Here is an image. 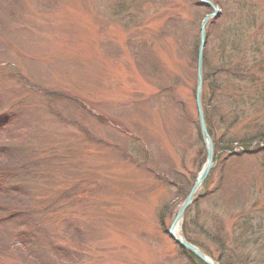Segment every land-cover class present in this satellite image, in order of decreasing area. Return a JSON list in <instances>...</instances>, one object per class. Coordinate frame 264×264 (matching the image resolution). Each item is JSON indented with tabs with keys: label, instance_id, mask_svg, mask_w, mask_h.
<instances>
[{
	"label": "rangeland",
	"instance_id": "374dc122",
	"mask_svg": "<svg viewBox=\"0 0 264 264\" xmlns=\"http://www.w3.org/2000/svg\"><path fill=\"white\" fill-rule=\"evenodd\" d=\"M211 1L214 166L178 235L220 264H264V0ZM213 13L200 0H0V161L21 168L0 181V264H194L168 231L208 162L197 89ZM3 145L24 159L9 164Z\"/></svg>",
	"mask_w": 264,
	"mask_h": 264
},
{
	"label": "water",
	"instance_id": "95a60500",
	"mask_svg": "<svg viewBox=\"0 0 264 264\" xmlns=\"http://www.w3.org/2000/svg\"><path fill=\"white\" fill-rule=\"evenodd\" d=\"M202 4H205L213 9L214 13L211 15L206 16L202 28H201V45L199 50V60H198V89H197V101H198V108L200 112V126L202 131L203 139L206 143L208 148V162L207 165L204 167L202 173L200 174L194 189L191 191L189 197L187 198L186 202L183 204L179 215L177 216L175 222L171 226L170 230L168 231V235L171 239H173L180 247L184 250L190 252L199 260L203 261L206 264H219L208 257L204 252H202L198 247L190 243L184 235H178L179 225L183 219L184 212L192 203L194 196L198 189L203 185L205 180L208 178L211 169L214 166V151H213V142L207 130V125L205 122L204 114H203V106H202V90H203V81H204V49L207 40V25L211 21V19H217L221 15V11L219 8L212 3L210 0H200Z\"/></svg>",
	"mask_w": 264,
	"mask_h": 264
},
{
	"label": "trees",
	"instance_id": "16d2710c",
	"mask_svg": "<svg viewBox=\"0 0 264 264\" xmlns=\"http://www.w3.org/2000/svg\"><path fill=\"white\" fill-rule=\"evenodd\" d=\"M197 1V0H196ZM217 4H219V3H217ZM180 14L179 15H175V16H173V17H171V22H172V24H173V26H174V28H176L177 29V24H176V21H178V20H180ZM208 35H209V37H210V34H209V30H208ZM196 55L198 56V50L196 51ZM196 61H197V57H196ZM8 66H11V71L12 72H14L15 74H17V76H19V77H22L21 76V74H20V71L17 69V67H15V66H12V65H8ZM18 77V78H19ZM23 78H25V77H23ZM210 78V77H209ZM208 78V79H209ZM20 79V78H19ZM26 79V78H25ZM21 80V79H20ZM23 80V79H22ZM24 81V80H23ZM27 81V80H26ZM25 81V82H26ZM27 84V83H26ZM211 85V84H210ZM29 87L30 88H32V87H34V86H31V85H29ZM32 89H34V90H37V88L35 87V88H32ZM56 93V92H55ZM207 93H205L204 92V94H203V97H204V103H207V101H208V98H207V95H206ZM46 96H48V97H51V98H55V96H56V94H49L48 92L46 93ZM57 96H58V93H57ZM51 100H53V99H51ZM81 105V104H80ZM82 106V105H81ZM83 107V106H82ZM85 109V108H84ZM86 110V109H85ZM94 115V114H93ZM103 119V118H102ZM208 120V123H209V119H207ZM210 133H212V131L210 130ZM202 137V136H201ZM202 139V138H201ZM261 142H264V140H261ZM260 143V142H259ZM3 147V155L4 156H6V158L8 157L9 159V164H11V163H19V162H21L23 159H24V157H20V156H18V158H15L14 157V155L12 154L14 151V149L13 148H11V149H13L12 150V152H9V150H7V147L5 146V145H3L2 146ZM15 154V153H14ZM2 155V156H3ZM5 164V162H3V160L2 161H0V181L1 180H5V182L4 183H6V182H8L7 181V176L8 175H10L11 174V176H8V177H17L16 179H19L18 178V175L19 174H17L18 173V171L21 169V168H19L18 166H15V167H10V166H7V165H4ZM8 164V165H9ZM28 168V167H27ZM26 168V169H27ZM6 188V187H5ZM5 188H3L4 189V192L7 194V196L9 195V193H11V191H9L8 189H5ZM3 193V192H2ZM190 193V191L188 190V192H186V194L184 195V197H183V202L185 201V199L187 198V196H188V194ZM24 196H27V197H29V193L27 192V193H25L24 194ZM8 199H9V197H8ZM10 200V199H9ZM8 200V201H9ZM3 203V206H0V211H4V216H5V214L6 215H9L8 213H5L6 211L5 210H7V207H10L9 205L8 206H6V202L4 203V200H3V202H1V204ZM12 211H14L15 213H11L10 214V218L12 217H14V215L16 214V213H18L17 212V210H14V209H12ZM3 219H4V217H3ZM186 237L188 238V241H190V242H192L191 241V239H190V237L189 236H187L186 235ZM193 244H195V245H197L196 243H194V242H192ZM184 253L187 255V256H189L190 258H191V260L193 261V263L194 264H206V263H204L203 261H201V260H199L197 257H195L194 255H192L191 253H189V252H186V251H184ZM221 264H225V263H221Z\"/></svg>",
	"mask_w": 264,
	"mask_h": 264
},
{
	"label": "bare ground",
	"instance_id": "6f19581e",
	"mask_svg": "<svg viewBox=\"0 0 264 264\" xmlns=\"http://www.w3.org/2000/svg\"><path fill=\"white\" fill-rule=\"evenodd\" d=\"M205 62V61H204ZM204 66H205V64H204ZM179 230V229H178Z\"/></svg>",
	"mask_w": 264,
	"mask_h": 264
}]
</instances>
